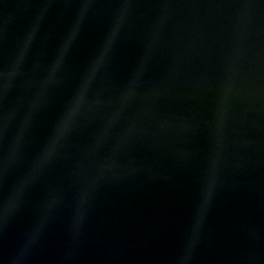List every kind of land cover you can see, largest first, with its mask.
I'll return each mask as SVG.
<instances>
[{"label":"water","instance_id":"water-1","mask_svg":"<svg viewBox=\"0 0 264 264\" xmlns=\"http://www.w3.org/2000/svg\"><path fill=\"white\" fill-rule=\"evenodd\" d=\"M0 264H264V0H0Z\"/></svg>","mask_w":264,"mask_h":264}]
</instances>
